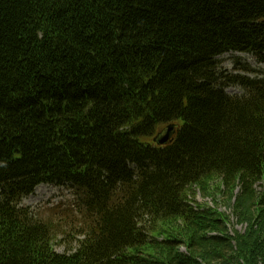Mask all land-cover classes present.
I'll use <instances>...</instances> for the list:
<instances>
[{
  "label": "trees",
  "instance_id": "obj_1",
  "mask_svg": "<svg viewBox=\"0 0 264 264\" xmlns=\"http://www.w3.org/2000/svg\"><path fill=\"white\" fill-rule=\"evenodd\" d=\"M228 53L264 65V0H0V264H264V71ZM43 184L75 191L58 221Z\"/></svg>",
  "mask_w": 264,
  "mask_h": 264
},
{
  "label": "rangeland",
  "instance_id": "obj_2",
  "mask_svg": "<svg viewBox=\"0 0 264 264\" xmlns=\"http://www.w3.org/2000/svg\"><path fill=\"white\" fill-rule=\"evenodd\" d=\"M222 70L228 76L233 75H247L251 78L260 76L264 71V65L260 64L252 55L241 53H228L219 57ZM245 68H251L257 73H246ZM230 95H241L243 91L238 87H230L227 89ZM260 188V187H259ZM260 190V189H259ZM239 190L235 192V197L231 199V195L220 186L218 181L212 183V187L206 193L197 190L195 200L200 205H205L210 208H215L219 212L225 214L229 218V231L233 233L235 230L244 233L247 229L246 223H240L238 217L234 212V204ZM75 199V191L67 187H54L49 185L39 186L33 195L29 196L23 201V204L31 207L36 213L40 214L45 219H58L64 216L63 208L61 211L56 212L54 208L61 204L63 206L70 204ZM60 230L58 238L55 240V250L58 253H71L78 247V240L75 237L67 236ZM82 239V238H77ZM186 251L185 247L181 248ZM218 264V263H216Z\"/></svg>",
  "mask_w": 264,
  "mask_h": 264
},
{
  "label": "water",
  "instance_id": "obj_3",
  "mask_svg": "<svg viewBox=\"0 0 264 264\" xmlns=\"http://www.w3.org/2000/svg\"><path fill=\"white\" fill-rule=\"evenodd\" d=\"M176 126L169 125L163 133H159L154 137L153 142L159 146H165L170 144L176 136Z\"/></svg>",
  "mask_w": 264,
  "mask_h": 264
}]
</instances>
